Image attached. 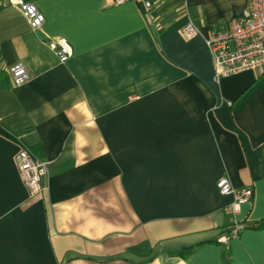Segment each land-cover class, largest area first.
<instances>
[{
  "label": "crops",
  "instance_id": "obj_1",
  "mask_svg": "<svg viewBox=\"0 0 264 264\" xmlns=\"http://www.w3.org/2000/svg\"><path fill=\"white\" fill-rule=\"evenodd\" d=\"M147 1L38 0L32 29L0 0V264H264V74L216 83L203 40L249 0ZM189 20L202 37L182 34ZM24 147L48 163L40 195ZM222 177L253 190L227 242Z\"/></svg>",
  "mask_w": 264,
  "mask_h": 264
},
{
  "label": "built area",
  "instance_id": "obj_2",
  "mask_svg": "<svg viewBox=\"0 0 264 264\" xmlns=\"http://www.w3.org/2000/svg\"><path fill=\"white\" fill-rule=\"evenodd\" d=\"M114 1L122 4L126 0ZM142 1L149 10L151 3L147 0ZM9 2L21 11L32 29H39L45 24V16L34 2L25 0H9ZM182 34L187 39L202 37L201 30L192 20L183 27ZM203 40L212 57L213 79L216 83L246 71L264 74V0H249L248 7L242 15L232 19L227 27L209 38L204 37ZM48 46L62 63L67 62L74 55L72 45L64 37L50 39ZM9 73L16 87L23 86L30 80V74L22 62L13 65ZM16 162L30 194L40 195L43 192V179L48 173V163L37 158L25 147L18 152ZM217 189L221 195L233 197L229 207L234 219L233 225L220 240L227 242L229 238H236L244 229L245 225L238 217L242 207L252 202L253 190L250 188L238 190L227 177L218 180Z\"/></svg>",
  "mask_w": 264,
  "mask_h": 264
},
{
  "label": "trees",
  "instance_id": "obj_3",
  "mask_svg": "<svg viewBox=\"0 0 264 264\" xmlns=\"http://www.w3.org/2000/svg\"><path fill=\"white\" fill-rule=\"evenodd\" d=\"M25 1H27V2H35V1H38V0H25ZM254 228H256L258 230L264 228V222H262V223H256L254 225ZM190 250L191 249H188L186 252H181L180 255L187 256V254L190 253Z\"/></svg>",
  "mask_w": 264,
  "mask_h": 264
}]
</instances>
